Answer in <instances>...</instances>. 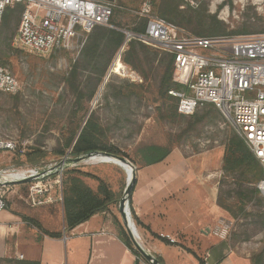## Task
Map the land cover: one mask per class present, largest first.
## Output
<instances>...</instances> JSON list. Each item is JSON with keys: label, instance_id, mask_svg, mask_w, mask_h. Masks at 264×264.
I'll use <instances>...</instances> for the list:
<instances>
[{"label": "rangeland", "instance_id": "obj_1", "mask_svg": "<svg viewBox=\"0 0 264 264\" xmlns=\"http://www.w3.org/2000/svg\"><path fill=\"white\" fill-rule=\"evenodd\" d=\"M116 1L134 8H139L142 2ZM179 3L182 9L193 8L201 11L206 18L200 20L207 26L211 25V16H216L217 20L225 24L226 34L233 30L264 32V0L260 5H254L252 0H249V4L244 8L235 5L233 0H180ZM120 15L118 20L122 26L136 24L131 13L120 12ZM18 21L11 20L10 26L2 27L0 34V59L4 63L3 66L10 68L22 86L17 98L0 91V136L15 138L19 148H25L27 151H0V171L11 172L30 167L51 168L65 159L70 160L73 158V146L67 148L64 154H59L58 151L63 148L70 132L77 130L78 134L80 133L92 113L96 115L101 127L100 138L108 145L117 146L126 152V158L135 165L136 171L144 164L139 148L151 144L172 147V152L175 151L193 163L196 160L190 157L196 156L198 159V154H205L209 156L207 159L211 167L215 168V165L222 168L225 148L239 135L213 105L200 107L195 118L181 115L179 111V116L174 115L173 111L171 112L175 105L174 99L164 98L157 92L161 76L158 62H155L153 70L143 64L153 83L151 87L145 88V91L133 86L141 84L144 81L143 76L131 69L127 74L128 68L122 62L117 70L122 71V76L112 74L108 78L107 70L100 84L90 72H82L80 80L85 96L77 103L76 96L64 80L81 58L82 52L76 59L66 52L57 55L38 54L28 49L16 52L10 46V39L16 31ZM187 30L190 31L189 28ZM139 75L141 80L136 79ZM34 147L45 153L37 162L29 161L27 154ZM95 155L98 154L86 157L76 166L105 179L111 188L121 195V199L127 188L130 168L108 159L93 161L92 156ZM66 169L59 175L62 181ZM222 174L224 173L221 171L219 181L225 176ZM239 174L235 172L227 177V183H219L218 189H234L237 185L233 176L238 177ZM83 179L94 190H98L97 179L87 176ZM26 183L30 185V181ZM55 187L57 185H54L53 189ZM59 188L62 192V185ZM27 190L28 188L23 189L24 196L27 195ZM259 197L263 202L258 199L248 201L245 214L233 217L227 212V219L233 222L230 233L232 242L256 250L255 254L264 251V229L258 224L259 215L264 213V198L261 194ZM234 199L235 193L231 197V200ZM112 210L120 214L119 207L113 206Z\"/></svg>", "mask_w": 264, "mask_h": 264}, {"label": "built area", "instance_id": "obj_2", "mask_svg": "<svg viewBox=\"0 0 264 264\" xmlns=\"http://www.w3.org/2000/svg\"><path fill=\"white\" fill-rule=\"evenodd\" d=\"M233 2L242 8L249 4V0ZM262 2L252 0L254 5ZM17 4H22L23 8L10 39L13 50L28 49L50 55L66 52L76 59L89 33L102 25L125 34L124 43L116 52L106 76H122L114 72V65L122 60L123 52L133 39L172 54L174 81L182 88L169 93L179 98L178 111L189 115L207 103L220 110L259 160L263 176L257 188L264 198V32L198 36L155 15L151 0H142L139 8L124 6L116 0H0V29L6 10ZM117 11L147 18L145 31L137 32L112 23ZM136 79L141 80L140 75ZM0 91L12 95L22 91L20 81L10 68L1 65ZM17 150L24 152L25 148L20 149L13 137L0 136V151ZM62 164L51 168L0 171V220L14 183L30 181L24 199L31 206L54 201L53 187H61L59 175L63 170L51 176L47 173ZM57 199L62 201V195ZM232 227V220L221 217L212 232L227 239ZM165 237L176 242L169 235Z\"/></svg>", "mask_w": 264, "mask_h": 264}, {"label": "crops", "instance_id": "obj_3", "mask_svg": "<svg viewBox=\"0 0 264 264\" xmlns=\"http://www.w3.org/2000/svg\"><path fill=\"white\" fill-rule=\"evenodd\" d=\"M198 155L190 157L193 163L173 151L137 169L132 208L150 228L132 216L137 238L164 264H255L256 250L212 232L228 215L217 203L223 170ZM26 182L14 183L8 194L0 220V264H151L120 238L121 214L102 211L67 231L60 188L53 189L54 201L31 206L24 200Z\"/></svg>", "mask_w": 264, "mask_h": 264}, {"label": "trees", "instance_id": "obj_4", "mask_svg": "<svg viewBox=\"0 0 264 264\" xmlns=\"http://www.w3.org/2000/svg\"><path fill=\"white\" fill-rule=\"evenodd\" d=\"M151 1L152 12L155 15L174 25L182 27L185 30L189 28L190 31H187L192 34L195 33V35L198 36H214L227 33L225 24L222 21L217 20L216 16H211V25L207 26L206 23H203L200 20L201 18H206L201 11L193 8H180V0ZM22 8V4L9 7L5 12L1 29L2 27L10 26V22L13 19L18 21ZM202 11L205 13L204 9ZM120 16V12L117 11L111 22L122 26V23L118 20ZM133 17L135 18L134 23L136 24L133 26L127 25L126 27L133 31L144 32L147 25V18L138 16ZM195 22L199 24L196 25ZM1 29L0 34L2 33ZM229 33L230 34L226 35L253 32H248V30H233ZM124 40L125 34L122 31L102 25L96 26L89 33L87 42L82 50L81 58L75 63L73 69L67 76H65L64 80L69 86L71 92L76 96L77 103H80L85 96L82 89V81L80 80L81 73L84 71L90 72L92 76L96 77L98 84H100L116 52L124 43ZM15 51L22 52V50ZM160 54L161 56H159ZM122 61L129 70L137 71L143 76L144 81L141 84H133V86L144 91L148 86L151 87L153 83L149 73L145 69V65L143 64H146L150 70H153L155 68V62H158L161 76L160 86L157 92L164 98L174 99L175 105L171 112L173 111L176 116L181 114L178 112L179 98L169 94V91L172 89L182 88V85L174 81V56L172 54L153 49L148 45L133 39L128 43L127 49L123 52ZM0 65H4L1 59ZM93 93L94 90L91 91V94ZM15 96L16 98L18 97V95ZM210 105L213 104L207 103L204 106L210 107ZM189 115L190 117L195 118L197 112L195 111ZM95 116L94 113L91 114L79 134L77 130H74L66 136L63 148L58 151L59 154H64L67 148L73 146V157L85 156L96 152L128 157L127 153L122 149L114 145H108L100 138L99 134L101 133V127ZM172 150V147L156 144L146 145L139 148L140 155L144 158L143 165L163 161ZM26 151L27 149H25L24 152ZM27 154L29 155V161L31 162H37L45 155L42 150L36 147H34L32 151L27 152ZM222 170L224 173L222 175L225 176L220 181V184L227 183L226 178L233 175V173L239 172L240 174L238 177L233 176L234 183L237 185L234 189L225 191L222 188H219L217 203L220 207L229 212L233 217H238L240 214H245L244 211L248 201L258 199L259 202H263V199L259 197L260 191L257 188V183L263 176L262 166L241 137L236 136L230 145L225 148ZM84 176L99 181V188L97 191L86 184L83 179ZM245 183L248 185H245ZM234 193L235 199L231 200ZM120 197L121 195L116 193L111 188L110 184L102 177L92 172L82 170L77 166L67 168L64 171L62 181V204L65 217V230L70 231L74 229L77 225L87 221L99 212L111 211L113 206L118 207ZM131 197L132 192L129 195L132 216L139 225H144L136 216L135 211L132 208ZM116 221L119 226V235L123 242L139 257H144L137 249L131 234L123 223V220L117 218ZM258 224L264 229L263 212L259 215ZM145 227L150 230L148 226ZM53 235L60 236L61 234L57 233ZM157 259L163 263L160 257H157ZM263 262L264 251L255 255V264H263ZM138 263L139 262L136 264Z\"/></svg>", "mask_w": 264, "mask_h": 264}, {"label": "water", "instance_id": "obj_5", "mask_svg": "<svg viewBox=\"0 0 264 264\" xmlns=\"http://www.w3.org/2000/svg\"><path fill=\"white\" fill-rule=\"evenodd\" d=\"M77 137H78V135H77ZM96 153L106 155L107 157H109L108 161H110V162L120 163L121 165L128 166L130 168L131 176L128 172L127 188L124 192L123 197L120 199V202L118 205L120 214L122 216L123 223L126 226L129 233L131 234L133 241H134L137 249L140 251V253L149 262H151V264H163L157 259V257L155 255H153L149 250H147L143 246V244L140 242V240L136 236V227H135V224H134V221L132 218L130 202H129V195L132 192L133 187H134L135 182H136V169H135L136 167H135V165L132 164L125 156L112 155V154H107L104 152H96ZM93 154H95V153H91V154H88L85 156H77V157L71 158L70 160H66V162H63L62 165H60L57 168H54L53 170L49 171L47 173V175L48 176L55 175V174L61 172L62 170L66 169V168L81 164L86 157L91 156Z\"/></svg>", "mask_w": 264, "mask_h": 264}, {"label": "bare ground", "instance_id": "obj_6", "mask_svg": "<svg viewBox=\"0 0 264 264\" xmlns=\"http://www.w3.org/2000/svg\"><path fill=\"white\" fill-rule=\"evenodd\" d=\"M122 62V60H117L116 61V64L114 65V68H115V70H114V72H118L117 70L119 69V66H120V63ZM123 63V62H122ZM126 66V65H125ZM121 68H122V70H123V67L121 66ZM128 68V67H127ZM122 71L120 70V73H121ZM129 73V68H128V70H127V74ZM126 74V75H127ZM108 77V76H107ZM107 79V78H106ZM108 159L109 160V157H107L106 155H95V156H92V160L93 161H97V160H101V159ZM130 174H131V171H130Z\"/></svg>", "mask_w": 264, "mask_h": 264}]
</instances>
